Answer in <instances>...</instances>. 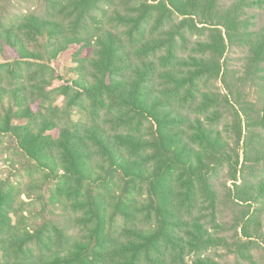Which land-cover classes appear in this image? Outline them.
<instances>
[{
	"label": "trees",
	"instance_id": "16d2710c",
	"mask_svg": "<svg viewBox=\"0 0 264 264\" xmlns=\"http://www.w3.org/2000/svg\"><path fill=\"white\" fill-rule=\"evenodd\" d=\"M0 264H264V0H0Z\"/></svg>",
	"mask_w": 264,
	"mask_h": 264
},
{
	"label": "rangeland",
	"instance_id": "374dc122",
	"mask_svg": "<svg viewBox=\"0 0 264 264\" xmlns=\"http://www.w3.org/2000/svg\"><path fill=\"white\" fill-rule=\"evenodd\" d=\"M14 4L19 5V3H22V5H25L26 7H31L34 6L38 3L39 0H26V1H21V0H12ZM79 48L77 46L72 47L67 53L63 54L59 60L56 62L55 67L57 68L59 74L63 77V78H69L71 75L69 74L68 70L70 69V67L73 65V55L74 53L78 50ZM89 52L86 51L85 55H87ZM12 55V53H11ZM60 82H56L55 85H59ZM3 171L5 172V175H9L10 174V170L4 168ZM41 208V206L39 205V209Z\"/></svg>",
	"mask_w": 264,
	"mask_h": 264
}]
</instances>
